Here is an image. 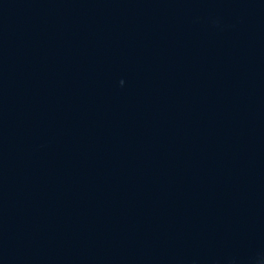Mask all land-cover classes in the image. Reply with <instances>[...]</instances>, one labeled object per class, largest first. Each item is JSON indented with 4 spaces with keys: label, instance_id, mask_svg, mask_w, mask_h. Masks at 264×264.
Segmentation results:
<instances>
[{
    "label": "water",
    "instance_id": "1",
    "mask_svg": "<svg viewBox=\"0 0 264 264\" xmlns=\"http://www.w3.org/2000/svg\"><path fill=\"white\" fill-rule=\"evenodd\" d=\"M0 264H264V0H0Z\"/></svg>",
    "mask_w": 264,
    "mask_h": 264
}]
</instances>
